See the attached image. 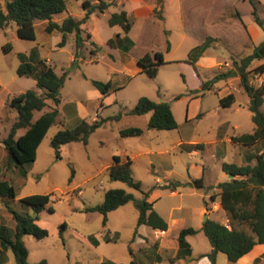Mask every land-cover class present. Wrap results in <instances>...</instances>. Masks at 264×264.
<instances>
[{"label":"rangeland","instance_id":"rangeland-1","mask_svg":"<svg viewBox=\"0 0 264 264\" xmlns=\"http://www.w3.org/2000/svg\"><path fill=\"white\" fill-rule=\"evenodd\" d=\"M5 1L1 0L2 5ZM66 1L67 10L56 15L54 21L62 22L68 16L81 19L86 13L85 1L91 5L98 3V0ZM255 1L257 14L264 23V0ZM123 10L128 12L133 24L128 34L133 45L128 51L117 43L118 34L123 38L125 35L121 26L109 24L111 15ZM155 12L163 18L157 17ZM253 12L249 0H123L122 3L115 0L104 13H93L82 25L83 38L87 39L89 33L92 38L85 43L82 58L76 60L75 35H70L67 44L59 47L61 34L46 32L45 21L35 23L36 40L21 39L14 22L0 30V142L17 119V110L8 105L9 101L29 89L44 94L36 87L34 78L18 75L19 54L29 55L37 48L41 58L54 66L59 75L69 71L61 90L60 115L39 146L37 159L25 179L18 177V170L8 163L6 151L0 148V180L9 177L18 193L10 200L11 206L21 211L20 199L34 194L51 195L50 206L54 212L46 209L38 220L49 235L41 240L32 235L24 237L29 262L130 264L135 260V264H158L159 261L176 264L179 259L172 262L175 252L170 246L157 253V244L148 249L135 241L138 209L133 202L109 213L106 226L101 213L85 211L102 204L110 189H124L137 198L142 197L141 191L111 179L109 167L115 155L129 156L133 160V176L142 183L143 191L154 188L152 193L159 189L155 209L170 220V235L174 236L184 226L204 224V211L218 221H225L226 212L214 203L211 205L206 195L217 194L215 188L218 186L214 182L231 178L222 170L223 161L247 164L242 146L234 143L232 137L254 132L253 113L249 108L252 99L241 86L239 77L219 80L211 90H205L203 83L233 69L234 60L240 61L250 55L256 45L264 41V30L256 23ZM250 25L257 30L251 33L247 29ZM209 36L214 41L202 56L204 62L191 64V50ZM112 39L114 45L110 42ZM92 41L99 48L95 55L91 53ZM9 43L13 48L6 52L5 46ZM156 52H162L167 61L159 67L158 76L151 78L142 70L137 71L139 58L146 53L154 56ZM263 61H254L249 70ZM91 80L112 81L114 87L104 97ZM250 83L260 86L264 83V74L251 72ZM231 93L235 94L236 101L231 106L221 105L220 99ZM141 97L170 103L178 127L174 130L148 129L151 113L128 114ZM52 106L49 101V107L35 112L34 119ZM198 115L201 116L197 118ZM97 118L104 123L90 135L87 145L82 142L65 144L61 147V157L56 156L51 142L59 129H72L81 119L92 123ZM133 126L142 128L143 135L122 138L120 131ZM197 144L202 146H195ZM256 148L264 153L261 143ZM221 152L223 158L219 157ZM72 167L75 170L73 178ZM202 167L206 168L204 189L182 186L173 193L158 186L201 178ZM22 211L34 214L28 207ZM0 224L15 226L1 200ZM241 228L251 231L248 226ZM116 232L119 235L115 236ZM90 236L95 237L97 245L89 241ZM191 243L195 254L212 248L203 232L191 237ZM8 256L6 264H15L12 252ZM223 257L227 259L225 254ZM224 258L219 264H225ZM256 264H264V260Z\"/></svg>","mask_w":264,"mask_h":264},{"label":"trees","instance_id":"trees-1","mask_svg":"<svg viewBox=\"0 0 264 264\" xmlns=\"http://www.w3.org/2000/svg\"><path fill=\"white\" fill-rule=\"evenodd\" d=\"M114 1L108 3L106 0H98L96 5H91V3L85 1L83 3L86 11L84 17L76 19L73 16H68L62 22H56L53 18L67 10L66 0H6L5 5H2L0 0V30H4L11 22H14L17 25V34L21 39L36 40L35 23L37 20L45 21L47 22L46 32L61 34L62 39L58 44L59 47H64L69 40V36L75 35L76 49L74 57L76 60L82 58L85 43L92 38L90 33L87 35V39L83 38L82 25L88 22L93 13H104ZM249 1L254 7L253 14L256 23L264 30V23L256 11V1ZM155 13L160 19L163 18L161 14ZM109 24L110 26H121L125 35L123 38L122 35L118 34L117 43L121 45L123 50L128 51L133 45L128 39V34L133 27L128 12L123 10L113 13L109 19ZM213 41L214 39L209 36L202 44L194 47L190 52L189 62L195 65L210 48ZM110 42L113 45L115 44L113 39ZM126 42L128 44L124 45ZM91 44L94 46L91 53L95 55L99 51L98 45L95 41H92ZM5 47L6 52H10L13 48L10 43ZM168 50H170V45H168ZM19 58L21 63L17 69L18 75L34 78L36 87L42 89L44 93L39 95L36 90L29 89L13 97L8 103L11 108L17 110L18 114L16 121L2 143L7 153L8 163L18 170L20 175L18 177L25 179L37 159L39 146L60 115L58 107L61 103V90L65 86L69 71L67 70L59 75L54 66L41 58L37 48L33 49L29 55L20 53ZM256 60H264V41L256 46L250 55L240 61L234 60L233 69L227 73L218 74L213 79L203 83L205 90H211L219 80L239 77L244 91L252 100H255V104L249 107L253 113L254 132L232 137L234 143L242 146L247 164L222 162V170L229 176H233L231 180L218 185L220 206L226 212L230 227L217 220L208 219L201 229L182 228L177 238L166 237L164 239L165 243L175 250L172 262L192 255V247L187 237L200 232L206 235L212 246V251L206 255L209 257L211 264H217V254L219 252L224 253L230 262L236 263L251 252L256 245L264 244V153L256 148L259 143L264 145V83L258 87L250 83L251 72L258 75L264 74V61L253 70H249L251 64ZM166 62L162 52H156L154 56L146 53L138 60L142 72H145L151 78L158 76L159 67ZM91 83L104 97L114 87L112 81L91 80ZM49 101L53 103L52 108L34 119L35 112H41L49 107ZM235 101L236 96L233 93L220 99L223 106H231ZM148 113H151L148 129L174 130L178 127L171 105L165 101L156 102L148 97H141L136 106L128 111V114L132 115H145ZM200 116L198 115L197 118ZM103 123L104 120L100 118L95 119L92 123L82 119L75 128L59 129L51 142L56 156L61 157V147L65 144L82 142L87 145L90 135L100 128ZM21 130H24V132L19 134ZM143 133L142 128L134 126L120 131L122 138L139 137ZM199 145L201 144L195 146ZM219 157L223 158L224 153L221 152ZM132 166L133 160L129 156L123 158L121 155H115L109 167L110 176L112 180L121 181L131 188L141 191V198H137L124 189H110L106 192L102 204L87 208L85 211L101 213L103 224L106 226L109 213L133 202L138 209V227L146 225L153 230L168 231L170 224L149 201L151 191L154 188L150 191H143L142 183L133 176ZM74 174L75 170L72 167V178ZM12 181L9 177L0 180V200L15 221L14 228L0 224V264L7 263L9 252L14 255L15 264H48L46 260L37 263L29 262V250L25 245L24 237L32 235L41 240L49 235L48 230L38 224V220L42 211L48 209L50 212H54L53 207L50 206L51 195L34 194L20 199L19 205L23 209L28 207L34 212L33 215L24 213L23 209L21 211L17 210L9 203L10 200H14L18 196L17 188L12 184ZM182 186L204 189L205 181L203 177L187 183L175 181L173 183L169 182L161 188L176 191ZM212 200H215L214 195H212ZM243 226H248L251 230L250 233L241 228ZM117 235L119 233L115 234V236ZM106 240L111 241L109 237H106ZM89 241L94 245L98 244L94 236H90ZM259 261L260 259H256L254 264ZM108 264H114V262L108 261ZM130 264H135V260H132Z\"/></svg>","mask_w":264,"mask_h":264},{"label":"crops","instance_id":"crops-1","mask_svg":"<svg viewBox=\"0 0 264 264\" xmlns=\"http://www.w3.org/2000/svg\"><path fill=\"white\" fill-rule=\"evenodd\" d=\"M122 1L123 0H119V3H122ZM245 27V26H244ZM248 28V30L252 33V30H257L255 27H253L252 25H250V26H247ZM244 29H246V28H244ZM258 32V31H257ZM121 35V34H120ZM257 46V45H256ZM204 57H202L199 61H198V65H200V64H202L203 62H204ZM139 65V64H138ZM140 67V66H139ZM139 70H142L141 69V67L139 68V69H137V71H139ZM99 92V91H98ZM82 120V119H81ZM22 134V133H21ZM5 138V137H4ZM3 141V140H2ZM0 148L5 152V147H4V144L2 143V142H0ZM206 168H204V167H202V177L204 178L205 177V172H206V170H205ZM232 178H228V180H226V181H229V180H231ZM226 181H224V182H226ZM189 182V181H188ZM169 183V182H168ZM167 183V184H168ZM215 183V185H219L220 183H222V182H219V181H217V182H214ZM166 185V184H165ZM159 187H162V186H164V185H158ZM163 189V188H162ZM216 190H217V194H212V195H214L215 196V200H212V195L210 194V195H206V198H208L209 197V199L211 200V205L214 203V204H216V205H218V206H220V197H219V188H215ZM159 189H157V190H155V192H152L151 194H150V197H149V201L151 202V203H153V206H154V208H155V203H156V201H157V199H159V198H157V197H159L160 196V194L158 193L157 194V192L156 191H158ZM165 190H168V189H165ZM154 191V190H153ZM177 191L178 190H176V191H172L173 193H177ZM214 207H216V206H214ZM220 208H221V206H220ZM222 209V208H221ZM222 211H223V209H222ZM202 213H204L205 214V216H207L208 217V219H214V218H212V214H210V216H208V214L207 213H205V211L204 212H202ZM165 220H167L166 218H165V216L163 215V214H161V213H159ZM214 220H216V219H214ZM218 221V220H217ZM167 222L170 224V227H169V230L168 231H159V230H153L152 228H150V227H148V226H146V225H141V226H139L138 227V229H137V239L135 240L136 242H138L139 243V245H143V244H145L146 245V247L149 249V248H152L153 247V245L154 244H157V253H160L161 251H163V250H166L167 249V244L165 243V238L166 237H172V238H177L178 236H179V234H180V231H181V229L182 228H188V227H193V226H184V227H182V228H179V230H178V233L177 234H175L174 236H172V235H170V229H171V222H170V220H167ZM219 222H221L222 224H225L226 226L227 225H229L230 224V222H229V220L226 218L225 219V221H219ZM205 223V222H204ZM203 225L204 224H202V225H200V226H198V227H193V228H195V229H201L202 227H203ZM15 227V226H14ZM13 227V228H14ZM230 227V226H229ZM12 228V227H11ZM116 233H118V232H116ZM198 234H200V233H198ZM198 234H196V235H198ZM196 235H194V236H196ZM194 236H189V237H187V240H188V242L191 244V247H192V255L191 256H187V257H185V258H181V259H179L177 262H176V264H211V261H210V259H209V257H207L206 255L207 254H209L211 251H212V248H211V250H209L208 252H204V253H199V254H195V252H194V248H193V245H192V243H191V237H194ZM165 245H166V247H165ZM174 252H175V250H174ZM223 254L224 253H222V252H219L218 254H217V264H219V260L221 259V258H224L223 257ZM263 254H264V244H258V245H256L254 248H253V250L251 251V252H249L248 254H246L245 256H243L238 262H236L235 264H254L255 263V261H256V259H260V260H264V257H263ZM202 255H204L203 257H202ZM226 256V255H225ZM226 258H227V256H226ZM163 261V260H162ZM222 262L223 263H225V264H227V262H230L229 260H228V258L227 259H222ZM162 263H164V262H161L160 263V261H159V263L158 264H162Z\"/></svg>","mask_w":264,"mask_h":264},{"label":"water","instance_id":"water-1","mask_svg":"<svg viewBox=\"0 0 264 264\" xmlns=\"http://www.w3.org/2000/svg\"><path fill=\"white\" fill-rule=\"evenodd\" d=\"M255 104V100H252V102H251V105H254ZM231 178H233V176H231ZM208 220V217L206 216V221ZM205 221V222H206Z\"/></svg>","mask_w":264,"mask_h":264},{"label":"built area","instance_id":"built-area-1","mask_svg":"<svg viewBox=\"0 0 264 264\" xmlns=\"http://www.w3.org/2000/svg\"><path fill=\"white\" fill-rule=\"evenodd\" d=\"M227 227H229V225H227Z\"/></svg>","mask_w":264,"mask_h":264}]
</instances>
